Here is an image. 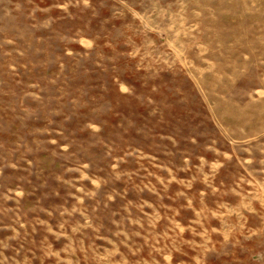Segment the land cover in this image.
<instances>
[{"label":"rangeland","instance_id":"1","mask_svg":"<svg viewBox=\"0 0 264 264\" xmlns=\"http://www.w3.org/2000/svg\"><path fill=\"white\" fill-rule=\"evenodd\" d=\"M263 236L264 0H0V264H258Z\"/></svg>","mask_w":264,"mask_h":264},{"label":"crops","instance_id":"2","mask_svg":"<svg viewBox=\"0 0 264 264\" xmlns=\"http://www.w3.org/2000/svg\"><path fill=\"white\" fill-rule=\"evenodd\" d=\"M262 232H263V231H262ZM261 238H262V237H260L259 239H261ZM263 238H264V236H263ZM252 240H253L254 244H256L257 241H258V237H257V236H254V238H253ZM258 264H264V257H263V259H260V261H259Z\"/></svg>","mask_w":264,"mask_h":264}]
</instances>
